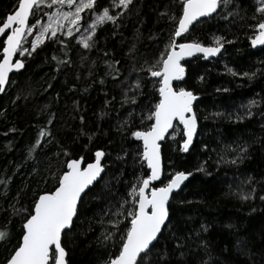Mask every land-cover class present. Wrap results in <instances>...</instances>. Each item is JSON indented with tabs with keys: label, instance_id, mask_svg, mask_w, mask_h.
<instances>
[{
	"label": "trees",
	"instance_id": "obj_1",
	"mask_svg": "<svg viewBox=\"0 0 264 264\" xmlns=\"http://www.w3.org/2000/svg\"><path fill=\"white\" fill-rule=\"evenodd\" d=\"M98 2L107 7L110 0ZM16 4L17 0H0V20ZM130 7L117 25L97 28L96 44L90 50L75 40L68 48L45 41L22 58L24 71L15 74L0 95V181L5 182L0 184V230L10 233V242L0 243V264H5L21 235L24 217L14 209L31 208L38 193L53 189L51 173L59 175L62 168L64 158L57 159L55 143L38 150L35 160L28 156L51 114L55 141L72 158L83 157L86 164L97 150L105 153L103 179L83 198L74 228L64 238L68 264H102L108 253L116 251L103 242L108 225H101V217L125 198L135 176L149 172L145 163L141 167L136 162L142 144L120 125L128 120L133 130L142 127L140 113L159 100L158 85L154 87L145 73H139L142 86L136 104L125 103L124 93L137 76L134 67L155 60L182 11L180 0H133ZM256 7L257 0H234L229 9L196 24L178 41L208 45L222 36L232 43H225L217 59L198 57L186 63V76L179 84L199 97L194 105L199 133L188 154L180 150L178 124L175 136L169 135L162 144L164 183L176 171L192 173L169 205V226L156 246L169 253L168 264H264V200L260 198L264 196V48L252 50L249 28L256 22L252 19L258 15ZM227 11L234 15L224 19ZM133 45L135 60L129 55ZM69 59L68 65L59 63ZM226 66L239 75L227 72ZM116 69L120 75L113 79ZM244 72L255 76L244 77ZM252 100L257 101L253 115L238 120ZM239 146L247 147L241 161L218 163L221 156L234 159L233 150ZM201 165L203 172L197 171ZM155 186H162L161 181ZM246 194L249 199H242ZM176 238L185 244L183 249H177Z\"/></svg>",
	"mask_w": 264,
	"mask_h": 264
},
{
	"label": "snow or ice",
	"instance_id": "obj_2",
	"mask_svg": "<svg viewBox=\"0 0 264 264\" xmlns=\"http://www.w3.org/2000/svg\"><path fill=\"white\" fill-rule=\"evenodd\" d=\"M180 2L182 11L169 41L154 61L151 63L144 61L138 68L134 67L137 76L124 93L125 103L136 104L138 90L142 86L139 73H145L148 80H154V87L158 85L156 91L159 100L147 111L140 113L142 127L133 130L128 120L120 125L123 131L130 132L132 138L142 142V151L137 153L136 162L140 163L141 167L146 163L149 172L135 176L134 182L129 184L125 198L104 211L100 223L102 226L107 223L108 227L104 229L102 239L106 247L111 245L116 251L108 253L102 264H168L169 253L166 249L163 252L156 250V246L164 229L169 226L170 197L192 173L176 171L164 183L161 180V142L169 135L174 137L177 124L181 125L180 150L188 152L197 131V116L193 105L198 97L193 91L179 86L186 76L184 62L198 54L204 59L216 57L221 54L225 43H232L225 41L222 36L214 37L208 45L199 40L178 42V38H183L185 33H189L190 27L201 18L219 15L220 10L229 9L234 0H180ZM132 5L133 0H110L107 7H101L98 0H17L13 11L0 20V93L5 91L10 73L25 67L21 58L31 56L45 41L51 40L63 48H68L69 41L75 40L78 46L90 50L96 44L97 28L106 23L117 25L131 10ZM45 8L54 11L44 12ZM41 12L47 16L46 22H42V17L38 16ZM255 12L258 15H254L252 19L256 22L249 25L253 32L250 38L253 48L258 45L264 46V0H259ZM235 14L238 15V12ZM233 15L234 11H227L223 18L228 19ZM32 20H35V23H32ZM29 37H33L31 41ZM28 43L30 47H25ZM135 51L133 45L129 49V55L133 60L136 58ZM59 63L68 65L70 59ZM109 67L111 68V65ZM114 71L113 79H118L119 70ZM226 71L233 76L239 75L227 66ZM242 75L251 79L255 73L244 72ZM200 79L203 80V77ZM255 106L257 101H249L245 116L237 115V119L251 117L253 115L251 109ZM132 115L130 112L129 117ZM54 121L55 115L51 114L46 125L38 130L35 142L28 149V156L35 160V153L38 150L55 143L57 159L64 158L62 168L59 175L56 172L51 173L52 179L55 180L53 189L38 193L31 208L14 209L16 214L24 217V220L20 238L12 246L5 264H68L64 238L74 228L83 197L103 179L104 151L97 150L94 160L86 164L83 157L72 158L70 152L55 141L52 131ZM81 122L83 123V117ZM233 151L236 152L234 159L225 160L221 156L218 163L237 164L246 156L247 147L239 146ZM197 171H205L204 166L201 165ZM157 181H161L162 186H155ZM3 183L5 182L0 181V184ZM249 196L250 194H246L241 198L246 200ZM260 198L264 200V196ZM176 239L177 249H183L185 247L183 241L180 238ZM5 242H10V233L6 229L0 230V243ZM181 254L183 255V252ZM203 264L208 262L205 261Z\"/></svg>",
	"mask_w": 264,
	"mask_h": 264
},
{
	"label": "water",
	"instance_id": "obj_3",
	"mask_svg": "<svg viewBox=\"0 0 264 264\" xmlns=\"http://www.w3.org/2000/svg\"><path fill=\"white\" fill-rule=\"evenodd\" d=\"M99 1V0H98ZM216 14H213L211 17H204V18H201V20L199 21V22H196L195 24H194V26L196 25V24H198V23H200V22H202V21H204V20H208V19H211V18H213L214 16H215ZM194 26H192V27H190V30L194 27ZM188 33H185L184 34V37L187 35ZM183 37V38H184ZM183 38H178V41L179 40H181V39H183ZM252 47V46H251ZM264 48V46H257V47H255V48H253L252 47V50H254V51H256V50H260V49H263ZM224 50V49H223ZM223 50H222V52H221V54L223 53ZM221 54H219L218 56H216V57H212V58H209V59H204L201 55H197V56H194V57H192V58H188V59H186V61L184 62L185 64L186 63H188V62H191L192 60H194L195 58H198V57H202L205 61H208V60H214V59H217ZM24 69H25V67L23 68V69H21V70H19V71H14L13 73H10V75H9V82H8V84H6V86H5V91L3 92V93H0V95H3L5 92H6V90L8 89V87H9V85H10V82H11V78L15 75V74H18V73H21L22 71H24ZM181 83V82H180ZM179 83V84H180ZM198 97V96H197ZM198 100H199V97H198V99L194 102V105L198 102ZM194 105H193V107H194ZM181 126V125H180ZM181 128H182V126H181ZM172 130H170V132H171ZM198 133H199V126H198V122H197V131H196V134L194 135V137H193V142H192V144L190 145V147H189V151L188 152H183L184 154H188L190 151H191V149H192V147H193V145H194V143H195V141H196V139H197V137H198ZM166 140V139H165ZM165 140L164 141H162L161 142V149H162V144H163V142H165ZM141 144H142V142H140ZM104 159H105V156L102 158V163L104 164ZM161 164H162V176H163V159H162V155H161ZM145 165H146V163H145ZM147 167V166H146ZM104 174H105V172L104 173H102V176H104ZM190 178V177H189ZM188 178V179H189ZM162 179V178H161ZM101 180H99V182H100ZM187 181L188 180H186L182 185H181V187H180V189H178V190H176V191H174L173 192V194H172V196L170 197V201H169V205L171 204V201L173 200V198L177 195V194H179V193H181L183 190H184V188H185V186H186V184H187ZM99 182H97L91 189H93ZM160 181H157V182H155V184H157V183H159ZM89 192V191H88ZM85 197V196H84ZM83 197V198H84ZM67 262H68V255H67Z\"/></svg>",
	"mask_w": 264,
	"mask_h": 264
},
{
	"label": "rangeland",
	"instance_id": "obj_4",
	"mask_svg": "<svg viewBox=\"0 0 264 264\" xmlns=\"http://www.w3.org/2000/svg\"><path fill=\"white\" fill-rule=\"evenodd\" d=\"M257 4L259 6V0H257ZM50 11H54V9H47V8L44 9V12H50ZM44 12H41V13L38 14L39 17H42V22H46L47 21V16L44 15ZM32 23H35V20H32ZM32 38L33 37H29V41H31ZM25 47H30V43L25 44Z\"/></svg>",
	"mask_w": 264,
	"mask_h": 264
},
{
	"label": "flooded vegetation",
	"instance_id": "obj_5",
	"mask_svg": "<svg viewBox=\"0 0 264 264\" xmlns=\"http://www.w3.org/2000/svg\"><path fill=\"white\" fill-rule=\"evenodd\" d=\"M180 41V40H179Z\"/></svg>",
	"mask_w": 264,
	"mask_h": 264
}]
</instances>
